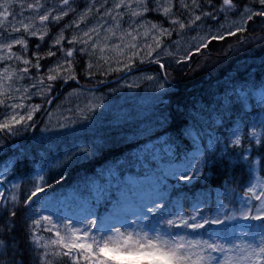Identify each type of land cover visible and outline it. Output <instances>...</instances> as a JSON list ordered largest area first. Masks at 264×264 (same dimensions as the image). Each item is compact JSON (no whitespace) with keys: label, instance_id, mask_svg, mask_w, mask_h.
<instances>
[{"label":"snow or ice","instance_id":"1","mask_svg":"<svg viewBox=\"0 0 264 264\" xmlns=\"http://www.w3.org/2000/svg\"><path fill=\"white\" fill-rule=\"evenodd\" d=\"M255 46L264 47V0H89L83 10L79 0H0L7 264H24L23 251L36 254L34 264H264V178L256 175L264 174V82L237 90L236 101L254 98L260 111L235 120L228 97L195 111L177 104L175 114L164 99L175 91L172 71L211 74ZM146 61L159 66L146 77L155 94L134 102L139 84L126 75ZM69 81L73 94L88 93L83 107L57 104L54 118L30 103L39 96L53 105ZM181 115L193 124L170 132ZM29 131L30 145L8 143ZM117 148L125 150L89 171ZM237 165L247 167L246 186L232 174ZM217 166L223 177L213 186Z\"/></svg>","mask_w":264,"mask_h":264},{"label":"trees","instance_id":"2","mask_svg":"<svg viewBox=\"0 0 264 264\" xmlns=\"http://www.w3.org/2000/svg\"><path fill=\"white\" fill-rule=\"evenodd\" d=\"M81 4V0H79ZM236 0H234V3ZM231 39V38H229ZM35 39L30 40V47H34ZM221 42H214L217 46ZM227 47V45H225ZM245 58H264V47L255 46L249 49L248 51L240 52L237 55H234L228 62L224 63L222 67H220L214 73L208 74L201 72L195 76L185 78L180 71H172L173 83L175 85V91L168 96H165L166 100H170V109L175 114V109L177 104H181L185 110L195 111L201 105L208 106L209 108L214 106V101L220 100L223 102L225 97H228L233 101L232 110L233 116L232 120L237 118V114L241 112H247L250 115H253V112L256 110L254 106L252 111H247V109L243 106V104L236 101V89L238 87H246L249 83H257V81L262 80L264 77V71L260 70V63L258 65L253 66L251 75H246L242 71L235 72L233 77H229L228 73L230 68L233 66V62H237L239 60ZM157 66L155 64H146L142 68ZM171 71V70H170ZM212 93V95H210ZM258 110V109H257ZM206 119H210L207 115H205ZM193 122L188 120L185 116H178L175 120L172 121L171 127L169 128L170 132L175 133L177 129L181 128L185 125H192ZM227 126H231V121ZM218 127L219 131H223L222 127ZM199 130L198 128L196 129ZM188 132L193 133V128L188 127ZM205 139V144H206ZM185 144L190 147L191 142L190 139H185ZM125 149L117 148L111 152H106L96 159L92 160L89 165V171H93L94 169L104 165L108 160L113 159L115 156L120 155ZM215 171V179L213 180V186L221 183L223 177V169L219 166L214 169ZM232 174L237 177L238 183L241 186H246L248 183V171L246 166L237 165L232 169ZM264 178V174H261ZM74 178V174H73ZM71 182V181H70ZM230 185L229 187H231ZM202 185L197 181H193L192 185L189 186L191 192H197L201 189ZM227 202V201H226ZM45 239L49 238L48 233H41ZM4 238V233L2 231V223H0V239ZM17 239L20 244L25 243V238L22 232L17 233ZM9 247H11V242H5ZM18 251H22L18 249ZM23 260L24 264H34L35 253L31 251H23ZM11 257V252L8 250L5 245H0V264H7L8 259ZM20 257H17L19 259Z\"/></svg>","mask_w":264,"mask_h":264},{"label":"rangeland","instance_id":"3","mask_svg":"<svg viewBox=\"0 0 264 264\" xmlns=\"http://www.w3.org/2000/svg\"><path fill=\"white\" fill-rule=\"evenodd\" d=\"M89 2V0H83L82 4H81V10H83V7H85L87 5V3ZM149 18L151 19L152 16H149ZM233 19H235V17H232ZM67 19V18H66ZM194 35V34H193ZM47 39V38H46ZM146 63H148L147 61L144 64H139L137 63L136 65L133 66L132 71L127 72L126 75V79L128 82L131 83H138L139 87L135 88L132 90V92L130 93V95L135 96L136 100L134 102H140V101H148L149 103H151V97L155 94L154 93V88L156 87L155 84H153V82L148 81L146 79L147 76L152 75L155 76L157 71H158V67L157 66H151L149 67V69H146L148 67H146L145 69L142 68ZM258 64L260 63L259 59L256 60H251V59H246L245 61H239L235 66L233 65L230 68V71L228 73L229 77H233V75L235 74V72L238 71V69H242V68H247L248 70L251 68L250 65L253 64ZM177 71H179V69H177ZM253 73V72H251ZM119 73L115 74L114 76L109 77L110 80L115 81L117 79V77L121 76L122 74L120 73V75L118 76ZM124 75V74H123ZM83 79H80V81ZM87 80V79H85ZM174 82V81H173ZM262 82H264V77L262 80L257 81L256 85H260ZM93 83H95V81H93ZM80 84H83L80 82ZM112 87H119V85L112 83L111 85ZM77 87V85L75 84V82L69 81V86L67 87H61L57 89L56 93H53V95L59 94L60 95V99L54 101L53 105H47L44 103V101L41 99V97L39 96H34L32 98V100L30 101V103H41L44 104V106L46 108L52 109L54 111V118L59 116V112L56 110L55 105L59 104L61 105L62 109L68 108V107H75L76 104H80L81 107H83L84 103H86V97L88 96L87 92H84L83 95L80 94H73V88ZM85 88H88L89 86H84ZM245 88L240 89V91H243ZM104 92H107V89H103ZM121 91L127 93L129 90L127 88H123L121 89ZM97 96L100 95V93H96ZM165 99V97H164ZM253 104L256 108V110L253 112V116L256 115L259 111V105L255 102V99L253 98L252 100H250L246 106L247 109L251 110L253 108ZM176 108V107H174ZM258 109V110H257ZM67 114V113H65ZM44 114L43 113H39L37 114L36 119L39 120ZM46 118V117H45ZM31 131H29V133L24 134L20 137H15L14 140H9L8 143L12 144L13 142L17 143V144H23L25 146H28L32 143L31 141ZM11 155V152H9L8 155H5L4 153H1V157H0V166L3 165V162L5 160H7ZM258 168V166H257ZM55 171V170H53ZM28 172L27 168H22L20 175L26 176ZM257 176H259L258 174V170L256 173ZM238 206V205H237Z\"/></svg>","mask_w":264,"mask_h":264},{"label":"bare ground","instance_id":"4","mask_svg":"<svg viewBox=\"0 0 264 264\" xmlns=\"http://www.w3.org/2000/svg\"><path fill=\"white\" fill-rule=\"evenodd\" d=\"M238 62H233V64L232 65H236ZM238 71H242L244 74H248L249 73V71H250V69L248 70V67L246 68H242V69H238Z\"/></svg>","mask_w":264,"mask_h":264}]
</instances>
